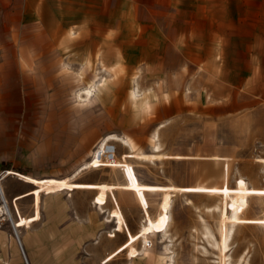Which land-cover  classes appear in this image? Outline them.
I'll use <instances>...</instances> for the list:
<instances>
[{
	"label": "rangeland",
	"instance_id": "rangeland-1",
	"mask_svg": "<svg viewBox=\"0 0 264 264\" xmlns=\"http://www.w3.org/2000/svg\"><path fill=\"white\" fill-rule=\"evenodd\" d=\"M148 1L0 0V264H264L260 0Z\"/></svg>",
	"mask_w": 264,
	"mask_h": 264
},
{
	"label": "crops",
	"instance_id": "crops-1",
	"mask_svg": "<svg viewBox=\"0 0 264 264\" xmlns=\"http://www.w3.org/2000/svg\"><path fill=\"white\" fill-rule=\"evenodd\" d=\"M148 2L152 3V4L155 3V4H159V5H164V6H171V7L173 6V7H176V8L178 6L179 7L181 6L180 8H182V6H184L183 3L186 2L187 3L186 5L191 6V7L192 6L195 7V13H196L195 15L199 16V17H197L198 18L197 21H199V22L200 21L201 22H205V21L206 22H208V21L211 22L212 30H214V24L217 22L218 23L217 26L219 25V28H220L219 15H220L221 0H149ZM250 2H251V0H250ZM227 4H228L227 5L228 7L231 6L232 4H237V0H228ZM252 5H257V3L256 4L252 3ZM104 8H106V4H104ZM168 8H170V7H168ZM174 13H176V11ZM257 13L260 14V15L264 14V0H260L259 10L254 9V8L249 10V14H257ZM238 14H239V12H238ZM204 17H207V18H204ZM260 21H263V20L260 19ZM26 22L34 24V26L36 27V30H38L37 29V28H39L38 26H41V27L43 26L41 21L34 22V21H29V19H28L27 21H25V24H26ZM251 23H255V22H251ZM254 25H256V24H254ZM101 26H102V28L104 30L105 25L103 24V22L101 23ZM255 28H258L259 30H255L254 29V32L255 31L256 32H260L259 36L260 37H264V34H263L264 33V29H263L264 25H262L261 22H259V26H256ZM73 32H75V31H73ZM24 45L25 46H29V45H27L26 42L24 43ZM37 45H38V42H37ZM23 77L24 78H22V76H20V80L22 78L24 83L28 84V79L26 78V76H23ZM2 82H3V77L0 78V83H2ZM3 93H4V88H3V86H0V117H1L2 120L4 119V116H3L4 109H3V106L1 104V102L3 100V97H2ZM2 123H3V121H2ZM2 127L0 128V134L3 132V128ZM2 141H3V139L0 138V142H2ZM9 171H11V170H9ZM121 180L123 182H125L124 177Z\"/></svg>",
	"mask_w": 264,
	"mask_h": 264
},
{
	"label": "bare ground",
	"instance_id": "bare-ground-1",
	"mask_svg": "<svg viewBox=\"0 0 264 264\" xmlns=\"http://www.w3.org/2000/svg\"><path fill=\"white\" fill-rule=\"evenodd\" d=\"M91 87V86H90ZM93 87V86H92ZM92 91H93V88H87L86 89V91H85V96L86 97H89V96H91V93H92ZM77 96L78 97H81V95L78 93L77 94ZM83 100V99H82ZM109 139H116L115 138V136H109V137H107V138H105L103 141H102V143H101V145H103V148H101L102 150H104V146H105V143L104 142H106V141H108ZM124 142L126 143V145L129 147V149H132V146L129 144V142L127 141V140H124ZM123 142V143H124ZM156 148H158V146H156ZM100 149V147H99V149L94 153V156H93V158H94V160H96L97 161V159H99L98 157H99V154H100V151H102ZM1 195H2V193H1V190H0V197H1ZM2 199V205H0V211L1 212H3V213H5V215H7V217H9V219H10V221H12L11 220V218H10V215H9V213H8V210H7V208H6V205H5V202H4V199H3V195H2V197H1ZM236 215H233V217H235ZM13 223V222H12ZM13 226H14V223H13ZM229 229H232V228H229ZM13 231H15V233H16V230H15V227H14V230ZM16 235H17V233H16ZM226 242L228 241V237H229V233H228V231H227V233H226ZM17 238H18V236H17ZM230 238V237H229ZM18 241H19V239H18ZM225 245V244H224ZM226 246V245H225ZM170 258V260H171V257H169Z\"/></svg>",
	"mask_w": 264,
	"mask_h": 264
},
{
	"label": "built area",
	"instance_id": "built-area-1",
	"mask_svg": "<svg viewBox=\"0 0 264 264\" xmlns=\"http://www.w3.org/2000/svg\"><path fill=\"white\" fill-rule=\"evenodd\" d=\"M109 149H110L111 151H114V148H113V147L109 148V146H105V151H100L99 157H100V158H105L106 155H110V156L108 157V159H111L112 156H113V154H111V153L109 152V151H110ZM106 152H109V153H106Z\"/></svg>",
	"mask_w": 264,
	"mask_h": 264
},
{
	"label": "water",
	"instance_id": "water-1",
	"mask_svg": "<svg viewBox=\"0 0 264 264\" xmlns=\"http://www.w3.org/2000/svg\"><path fill=\"white\" fill-rule=\"evenodd\" d=\"M1 197H2V195H1ZM10 223H11L12 229L14 230V226H13V223H12V221H10ZM14 235H15V238L17 239V241H18V238H17V235H16L15 231H14ZM18 244H19V246L21 247V245H20V242H19V241H18Z\"/></svg>",
	"mask_w": 264,
	"mask_h": 264
},
{
	"label": "trees",
	"instance_id": "trees-1",
	"mask_svg": "<svg viewBox=\"0 0 264 264\" xmlns=\"http://www.w3.org/2000/svg\"><path fill=\"white\" fill-rule=\"evenodd\" d=\"M9 171V170H8ZM18 171L19 172H21L22 174H25V173H27L28 172V170L27 169H18Z\"/></svg>",
	"mask_w": 264,
	"mask_h": 264
}]
</instances>
